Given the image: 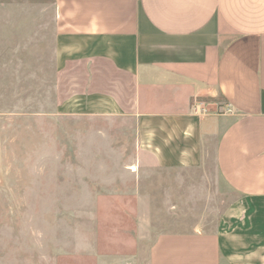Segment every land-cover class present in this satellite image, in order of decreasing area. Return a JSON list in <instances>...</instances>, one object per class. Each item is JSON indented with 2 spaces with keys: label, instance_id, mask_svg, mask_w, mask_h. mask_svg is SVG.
Segmentation results:
<instances>
[{
  "label": "crops",
  "instance_id": "crops-1",
  "mask_svg": "<svg viewBox=\"0 0 264 264\" xmlns=\"http://www.w3.org/2000/svg\"><path fill=\"white\" fill-rule=\"evenodd\" d=\"M9 27L34 36L56 115L129 124L158 169L210 166L237 197L209 232L159 234L149 264H264V0H0Z\"/></svg>",
  "mask_w": 264,
  "mask_h": 264
},
{
  "label": "rangeland",
  "instance_id": "rangeland-1",
  "mask_svg": "<svg viewBox=\"0 0 264 264\" xmlns=\"http://www.w3.org/2000/svg\"><path fill=\"white\" fill-rule=\"evenodd\" d=\"M10 28L0 29V264H149L159 234L216 228L237 197L212 167L161 170L135 152L129 124L56 115L52 83L25 65L34 36ZM219 103L193 104L195 116L225 114Z\"/></svg>",
  "mask_w": 264,
  "mask_h": 264
},
{
  "label": "built area",
  "instance_id": "built-area-1",
  "mask_svg": "<svg viewBox=\"0 0 264 264\" xmlns=\"http://www.w3.org/2000/svg\"><path fill=\"white\" fill-rule=\"evenodd\" d=\"M196 110L198 111V113H200L201 112V106H198V108H196ZM225 112L229 113L230 111L228 109H225Z\"/></svg>",
  "mask_w": 264,
  "mask_h": 264
}]
</instances>
